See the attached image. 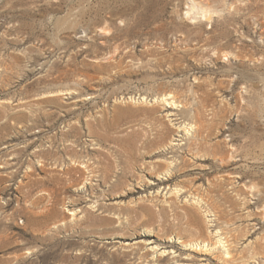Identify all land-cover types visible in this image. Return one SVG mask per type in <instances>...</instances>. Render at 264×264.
<instances>
[{"label": "rangeland", "instance_id": "374dc122", "mask_svg": "<svg viewBox=\"0 0 264 264\" xmlns=\"http://www.w3.org/2000/svg\"><path fill=\"white\" fill-rule=\"evenodd\" d=\"M0 264H264V0H0Z\"/></svg>", "mask_w": 264, "mask_h": 264}, {"label": "bare ground", "instance_id": "6f19581e", "mask_svg": "<svg viewBox=\"0 0 264 264\" xmlns=\"http://www.w3.org/2000/svg\"><path fill=\"white\" fill-rule=\"evenodd\" d=\"M202 12H203V13L208 12V9L203 8V9H202ZM72 215L74 216V212L72 213Z\"/></svg>", "mask_w": 264, "mask_h": 264}]
</instances>
